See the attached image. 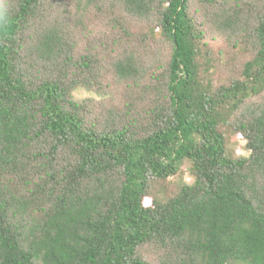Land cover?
Here are the masks:
<instances>
[{
    "label": "trees",
    "instance_id": "1",
    "mask_svg": "<svg viewBox=\"0 0 264 264\" xmlns=\"http://www.w3.org/2000/svg\"><path fill=\"white\" fill-rule=\"evenodd\" d=\"M0 264H264V0H0Z\"/></svg>",
    "mask_w": 264,
    "mask_h": 264
},
{
    "label": "rangeland",
    "instance_id": "2",
    "mask_svg": "<svg viewBox=\"0 0 264 264\" xmlns=\"http://www.w3.org/2000/svg\"><path fill=\"white\" fill-rule=\"evenodd\" d=\"M75 96L77 98H80V99L95 98L96 97L93 93L88 92L84 89H79L78 91H76Z\"/></svg>",
    "mask_w": 264,
    "mask_h": 264
}]
</instances>
